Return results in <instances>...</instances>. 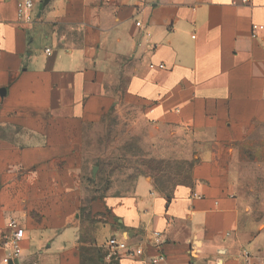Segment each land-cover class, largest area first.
<instances>
[{
    "label": "crops",
    "instance_id": "0c3cea01",
    "mask_svg": "<svg viewBox=\"0 0 264 264\" xmlns=\"http://www.w3.org/2000/svg\"><path fill=\"white\" fill-rule=\"evenodd\" d=\"M35 2L25 24L0 0V264L10 219L18 264H157L155 231L167 264L260 263L264 211L236 165L247 148L264 173V0ZM125 106L170 143L160 159L192 164L190 183L86 189L76 144Z\"/></svg>",
    "mask_w": 264,
    "mask_h": 264
},
{
    "label": "rangeland",
    "instance_id": "374dc122",
    "mask_svg": "<svg viewBox=\"0 0 264 264\" xmlns=\"http://www.w3.org/2000/svg\"><path fill=\"white\" fill-rule=\"evenodd\" d=\"M169 146L153 124L142 121L128 106L112 110L100 123L87 127L76 144L86 189L99 197L130 195L139 178L146 177L154 179L158 191L172 193L176 186L191 182L192 164L160 159ZM240 158L236 167L243 173L242 193L250 209L263 212L264 173L257 167L261 160L247 148Z\"/></svg>",
    "mask_w": 264,
    "mask_h": 264
},
{
    "label": "built area",
    "instance_id": "2783aa9c",
    "mask_svg": "<svg viewBox=\"0 0 264 264\" xmlns=\"http://www.w3.org/2000/svg\"><path fill=\"white\" fill-rule=\"evenodd\" d=\"M244 2H247V0H244ZM35 8V0H18V20L25 24L33 23ZM137 25L141 26V23H137ZM47 52H50V50H47ZM8 229L10 230V235L4 243V247L8 250L9 262L13 263L16 260L19 262L22 257L21 244L24 239L25 232L21 223L15 219L9 220ZM152 243L153 247L158 251L155 262H157V264H167V258L165 254L161 252L162 247L166 243L164 233L160 231L153 232ZM108 246L117 255L125 253L128 256H134L136 254L135 250L133 248H130L127 245L126 241H119L116 238L110 239L108 241ZM258 264H264V259Z\"/></svg>",
    "mask_w": 264,
    "mask_h": 264
},
{
    "label": "water",
    "instance_id": "95a60500",
    "mask_svg": "<svg viewBox=\"0 0 264 264\" xmlns=\"http://www.w3.org/2000/svg\"><path fill=\"white\" fill-rule=\"evenodd\" d=\"M46 1H49V0H46ZM11 263V262H10ZM11 264H18V261L16 260V261H14L13 263H11Z\"/></svg>",
    "mask_w": 264,
    "mask_h": 264
}]
</instances>
